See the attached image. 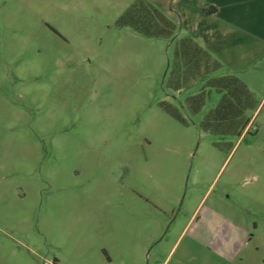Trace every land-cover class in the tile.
<instances>
[{
  "label": "rangeland",
  "instance_id": "rangeland-1",
  "mask_svg": "<svg viewBox=\"0 0 264 264\" xmlns=\"http://www.w3.org/2000/svg\"><path fill=\"white\" fill-rule=\"evenodd\" d=\"M137 1L0 0V264H108L107 214L205 193L241 201L231 209L252 241L239 263L264 264V4L256 61L235 76L257 108L238 138L201 128L222 99L208 82L235 72L179 90L178 43L202 47L185 1L147 0L175 25L160 39L118 27Z\"/></svg>",
  "mask_w": 264,
  "mask_h": 264
},
{
  "label": "crops",
  "instance_id": "crops-1",
  "mask_svg": "<svg viewBox=\"0 0 264 264\" xmlns=\"http://www.w3.org/2000/svg\"><path fill=\"white\" fill-rule=\"evenodd\" d=\"M184 1L181 17L192 32H198L201 48L235 72L234 76L254 65L257 30L253 17L256 5L264 0H198L193 7L188 0L177 3ZM206 6L211 7L210 12ZM207 195L192 194L182 209L158 203L107 214L108 264L244 262L241 250L252 241L251 227L238 221L231 209L241 201L229 196L227 202L224 197L209 202Z\"/></svg>",
  "mask_w": 264,
  "mask_h": 264
},
{
  "label": "trees",
  "instance_id": "trees-1",
  "mask_svg": "<svg viewBox=\"0 0 264 264\" xmlns=\"http://www.w3.org/2000/svg\"><path fill=\"white\" fill-rule=\"evenodd\" d=\"M214 8V7H213ZM120 28H131L135 33L148 38H175V25L166 15L147 0H138L119 19ZM176 68L181 73L183 84L193 82L197 76H205L223 69L220 62L195 41L182 39L176 49ZM208 85L221 92L222 99L212 113L202 121L201 128L215 135H234L241 138L251 130L252 117L255 113L250 92L247 86L235 76H223L211 79ZM206 97L200 93L188 99V108L192 114H199L205 106ZM173 115L176 113L168 108ZM178 116V115H176Z\"/></svg>",
  "mask_w": 264,
  "mask_h": 264
}]
</instances>
